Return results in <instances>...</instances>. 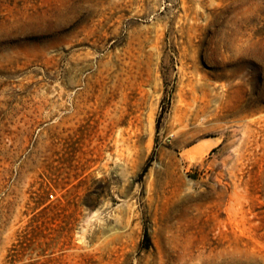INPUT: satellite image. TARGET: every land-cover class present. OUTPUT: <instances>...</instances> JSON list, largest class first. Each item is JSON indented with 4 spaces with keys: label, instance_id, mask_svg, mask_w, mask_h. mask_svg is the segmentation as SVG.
Here are the masks:
<instances>
[{
    "label": "rangeland",
    "instance_id": "obj_1",
    "mask_svg": "<svg viewBox=\"0 0 264 264\" xmlns=\"http://www.w3.org/2000/svg\"><path fill=\"white\" fill-rule=\"evenodd\" d=\"M0 264H264V0H0Z\"/></svg>",
    "mask_w": 264,
    "mask_h": 264
},
{
    "label": "bare ground",
    "instance_id": "obj_2",
    "mask_svg": "<svg viewBox=\"0 0 264 264\" xmlns=\"http://www.w3.org/2000/svg\"><path fill=\"white\" fill-rule=\"evenodd\" d=\"M220 141V138H213V139H208L207 141L201 143L197 148V154L207 150L213 145H217ZM205 153V152H204ZM194 155V154H193Z\"/></svg>",
    "mask_w": 264,
    "mask_h": 264
},
{
    "label": "trees",
    "instance_id": "obj_3",
    "mask_svg": "<svg viewBox=\"0 0 264 264\" xmlns=\"http://www.w3.org/2000/svg\"><path fill=\"white\" fill-rule=\"evenodd\" d=\"M145 245L146 247H149L151 245L150 235L147 230L145 231Z\"/></svg>",
    "mask_w": 264,
    "mask_h": 264
},
{
    "label": "built area",
    "instance_id": "obj_4",
    "mask_svg": "<svg viewBox=\"0 0 264 264\" xmlns=\"http://www.w3.org/2000/svg\"><path fill=\"white\" fill-rule=\"evenodd\" d=\"M50 197H51V198H53V197H54V194H53V193H51V194H50Z\"/></svg>",
    "mask_w": 264,
    "mask_h": 264
}]
</instances>
